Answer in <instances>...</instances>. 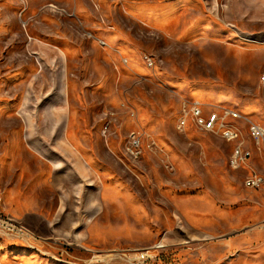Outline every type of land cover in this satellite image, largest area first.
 <instances>
[{
  "label": "rangeland",
  "instance_id": "rangeland-1",
  "mask_svg": "<svg viewBox=\"0 0 264 264\" xmlns=\"http://www.w3.org/2000/svg\"><path fill=\"white\" fill-rule=\"evenodd\" d=\"M263 74L264 0H0V264H264V144L178 126H264Z\"/></svg>",
  "mask_w": 264,
  "mask_h": 264
},
{
  "label": "built area",
  "instance_id": "built-area-1",
  "mask_svg": "<svg viewBox=\"0 0 264 264\" xmlns=\"http://www.w3.org/2000/svg\"><path fill=\"white\" fill-rule=\"evenodd\" d=\"M104 44L105 42L102 41ZM149 63L153 64L151 59ZM264 80V74L262 76ZM242 118L241 112L232 108L221 107L206 111L200 101H194L190 107H183L182 115L179 119V128H186L191 122L202 130L213 131L219 134L228 142H234V147L229 158V163L233 168H245L252 158V151L247 145L245 134L254 139L258 144H264V126L250 122L245 129L238 119ZM140 140L133 135V142L130 147L132 154H138ZM247 187L259 188L264 184V175L253 172L246 179ZM0 232L12 235L17 238L26 239L31 235L30 230L21 222L17 221L6 211L3 199L0 196Z\"/></svg>",
  "mask_w": 264,
  "mask_h": 264
},
{
  "label": "crops",
  "instance_id": "crops-1",
  "mask_svg": "<svg viewBox=\"0 0 264 264\" xmlns=\"http://www.w3.org/2000/svg\"><path fill=\"white\" fill-rule=\"evenodd\" d=\"M5 91H6V93L8 92V88H5ZM8 99V98H7ZM11 100H12V98H11ZM248 116V115H247ZM3 119V124L4 125H10L11 127L13 126V122L12 121H9V119L7 118V117H5V118H2ZM57 122H56V119H54V122H53V124H56ZM48 124H52V121L50 120L49 122H48ZM25 125L27 126V129L29 130V128H28V125H29V121L28 120H26L25 119ZM44 154L45 155H48L46 152H44ZM70 155H72V157L74 158V161L75 162H78L79 163V165L80 166H84L83 164H87V160H86V157L85 156H83V154H80V155H78V154H70ZM57 166H58V164H57ZM86 166V165H85ZM59 167V166H58Z\"/></svg>",
  "mask_w": 264,
  "mask_h": 264
}]
</instances>
